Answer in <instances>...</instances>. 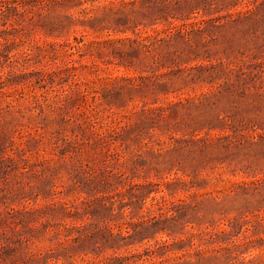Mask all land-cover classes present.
Returning <instances> with one entry per match:
<instances>
[{
    "label": "rangeland",
    "instance_id": "obj_1",
    "mask_svg": "<svg viewBox=\"0 0 264 264\" xmlns=\"http://www.w3.org/2000/svg\"><path fill=\"white\" fill-rule=\"evenodd\" d=\"M0 264H264V0H0Z\"/></svg>",
    "mask_w": 264,
    "mask_h": 264
}]
</instances>
